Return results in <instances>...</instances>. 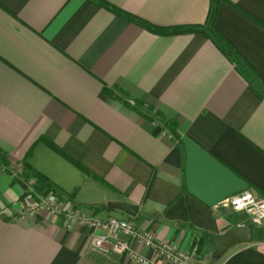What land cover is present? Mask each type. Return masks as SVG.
Returning a JSON list of instances; mask_svg holds the SVG:
<instances>
[{
  "label": "crops",
  "instance_id": "crops-1",
  "mask_svg": "<svg viewBox=\"0 0 264 264\" xmlns=\"http://www.w3.org/2000/svg\"><path fill=\"white\" fill-rule=\"evenodd\" d=\"M102 2L206 32L156 34ZM212 6L0 0V264H135L94 252L91 230L68 229L63 216L18 217L46 192L66 211L128 218L195 264H264V221L227 202L264 197V0H219L213 29ZM24 163L53 190L36 193ZM113 201L139 210L127 215ZM250 223L251 243L216 255L213 236Z\"/></svg>",
  "mask_w": 264,
  "mask_h": 264
},
{
  "label": "built area",
  "instance_id": "built-area-1",
  "mask_svg": "<svg viewBox=\"0 0 264 264\" xmlns=\"http://www.w3.org/2000/svg\"><path fill=\"white\" fill-rule=\"evenodd\" d=\"M227 202L234 210L247 213L252 222L264 221V197L243 192L231 196ZM41 212L50 216H63L68 229H72L74 225L89 228L90 247L101 255L116 253L128 256L135 264H162L139 252L137 246L142 245L164 263L195 264L191 256L180 251L175 244L158 240L150 232L137 228L128 218L116 215L97 218L94 215L66 211L58 199L49 192L33 198L20 211L18 217L33 218ZM258 248L264 252V243H258Z\"/></svg>",
  "mask_w": 264,
  "mask_h": 264
},
{
  "label": "trees",
  "instance_id": "trees-1",
  "mask_svg": "<svg viewBox=\"0 0 264 264\" xmlns=\"http://www.w3.org/2000/svg\"><path fill=\"white\" fill-rule=\"evenodd\" d=\"M213 1V6L211 8V12H210V16H209V24L210 26L213 28H215V18H216V14H217V0H212ZM102 5L105 6L106 8H108L109 10L115 12L116 14H119L125 18H127L128 20H130L131 22L139 25L140 27L151 31L153 33L156 34H162V35H170V34H183V33H197V32H206V28H204L203 26H175V27H159L156 25H153L137 16H133L130 14H127L123 11H121L120 9L116 8L115 6L102 2ZM106 93L108 95H113L114 93L109 91L108 88L105 89ZM47 144L50 145V147H52L55 151L60 152L59 148H57L53 143L51 142H47ZM8 165V161L6 159L5 156L0 155V168H3L4 170H8L6 169ZM23 167L33 170V168L31 166H29L27 163L23 164ZM34 173V178L37 182V186H36V193L44 191V190H53L52 188V182H50V180L43 174H41L40 172L33 170ZM35 195V194H34Z\"/></svg>",
  "mask_w": 264,
  "mask_h": 264
},
{
  "label": "water",
  "instance_id": "water-1",
  "mask_svg": "<svg viewBox=\"0 0 264 264\" xmlns=\"http://www.w3.org/2000/svg\"><path fill=\"white\" fill-rule=\"evenodd\" d=\"M108 207L119 210L127 215L135 216L139 207L129 203L113 201L108 203ZM255 227L252 223L238 228L228 230L222 235L212 237V242L216 247V255L223 256L230 248L239 244H248L254 240Z\"/></svg>",
  "mask_w": 264,
  "mask_h": 264
}]
</instances>
